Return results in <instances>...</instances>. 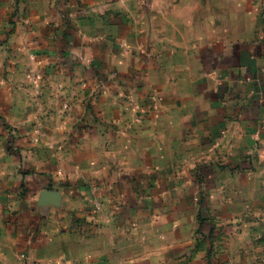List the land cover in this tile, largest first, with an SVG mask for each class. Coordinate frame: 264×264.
<instances>
[{
    "label": "crops",
    "instance_id": "0c3cea01",
    "mask_svg": "<svg viewBox=\"0 0 264 264\" xmlns=\"http://www.w3.org/2000/svg\"><path fill=\"white\" fill-rule=\"evenodd\" d=\"M184 1L151 17L139 0H0V264H264L244 171L264 86L234 104L222 82L198 81L204 101L167 90L149 39L194 37ZM236 39L198 50L233 83L264 53Z\"/></svg>",
    "mask_w": 264,
    "mask_h": 264
},
{
    "label": "rangeland",
    "instance_id": "374dc122",
    "mask_svg": "<svg viewBox=\"0 0 264 264\" xmlns=\"http://www.w3.org/2000/svg\"><path fill=\"white\" fill-rule=\"evenodd\" d=\"M150 1L152 0H139L138 10L140 7L144 6L147 11V15L150 14L151 17L156 13L155 9L150 6ZM163 5H167L166 10L169 11L171 4L182 5L187 1L184 0H161ZM191 9L188 13L189 20L192 25V37L189 33L186 36L176 32L171 38V41L165 35V32L161 35V46L157 47V42L155 46L161 53L157 57L156 54V65L162 68L159 72V77L165 79L169 86L168 91H173L178 95L179 99L182 100H194V102L204 101L202 99V94H199L196 90L198 87V81H210V82H222L227 84L230 89L229 97H227L228 104H234V102H245L249 101L251 94L255 92V85L264 86V53L256 59H253L255 66L258 71L251 78L246 77H236L231 78L224 67H214L209 66L199 60V47L206 43L207 45H212L215 42H221L224 46L233 42L235 36L236 40H256L262 39L264 37V0H210V10L202 11V7L206 5L205 0H191ZM188 3V2H187ZM202 13V14H201ZM210 17V18H209ZM205 19V20H204ZM210 20L209 34L206 35L204 23ZM181 21V19H179ZM182 22V21H181ZM215 27L222 29L219 34L213 32L212 29ZM219 29V30H220ZM166 29H164L165 31ZM178 31H188L185 29H180ZM168 32V31H166ZM220 32V31H219ZM235 32V35H233ZM189 37L187 38V36ZM163 46V47H162ZM164 48V49H163ZM218 48V45H215ZM162 50V51H161ZM154 51L156 49L154 48ZM255 58V57H254ZM164 68V69H163ZM143 75V73H142ZM145 76V75H144ZM143 76V77H144ZM205 89V88H204ZM152 99L159 100L161 93L157 89H153ZM167 92V91H166ZM127 93V92H126ZM125 96L130 100V93L125 94ZM209 100V99H208ZM135 115L138 116L140 112H143L139 108H135ZM145 112V111H144ZM259 132L253 135V141L250 145H246L247 149V160L245 161L244 171L249 172L252 176L258 177L259 181L257 186L259 188V199L264 200V107L259 111ZM227 133L225 129L220 130V134ZM253 133V134H254ZM259 133L261 135H259ZM3 144V138L0 139ZM218 161L221 162L222 158L217 157ZM263 194V195H262ZM259 216H264V201H259ZM259 239L263 241L264 244V229L261 232ZM263 238V239H262ZM261 241V242H262ZM19 259L23 264H34L28 257L26 252L18 253Z\"/></svg>",
    "mask_w": 264,
    "mask_h": 264
},
{
    "label": "trees",
    "instance_id": "16d2710c",
    "mask_svg": "<svg viewBox=\"0 0 264 264\" xmlns=\"http://www.w3.org/2000/svg\"><path fill=\"white\" fill-rule=\"evenodd\" d=\"M219 86H220V85H219ZM10 144H11V140H8V141H7V147H8V148L11 146Z\"/></svg>",
    "mask_w": 264,
    "mask_h": 264
}]
</instances>
